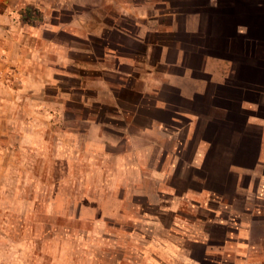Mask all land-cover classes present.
I'll return each instance as SVG.
<instances>
[{"label":"crops","instance_id":"0c3cea01","mask_svg":"<svg viewBox=\"0 0 264 264\" xmlns=\"http://www.w3.org/2000/svg\"><path fill=\"white\" fill-rule=\"evenodd\" d=\"M0 72L31 141L54 111L103 144L74 105L125 122L120 172L178 230L190 210L189 264H264V0H0Z\"/></svg>","mask_w":264,"mask_h":264},{"label":"rangeland","instance_id":"374dc122","mask_svg":"<svg viewBox=\"0 0 264 264\" xmlns=\"http://www.w3.org/2000/svg\"><path fill=\"white\" fill-rule=\"evenodd\" d=\"M0 97V264H189L185 252L198 256L185 227L190 210L178 230L172 215L140 196L143 185L127 184L116 161L127 147L118 139L125 122L110 108L74 105L66 121L81 115L104 124L103 144L90 134L73 140L54 111L35 116L45 127L31 141L8 124L30 113L13 94Z\"/></svg>","mask_w":264,"mask_h":264}]
</instances>
